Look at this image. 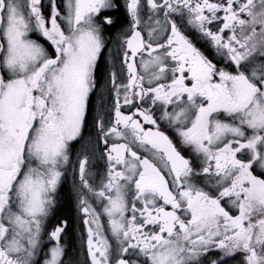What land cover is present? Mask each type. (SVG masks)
<instances>
[{
    "label": "snow or ice",
    "instance_id": "snow-or-ice-1",
    "mask_svg": "<svg viewBox=\"0 0 264 264\" xmlns=\"http://www.w3.org/2000/svg\"><path fill=\"white\" fill-rule=\"evenodd\" d=\"M0 264H264V0H0Z\"/></svg>",
    "mask_w": 264,
    "mask_h": 264
},
{
    "label": "flooded vegetation",
    "instance_id": "flooded-vegetation-1",
    "mask_svg": "<svg viewBox=\"0 0 264 264\" xmlns=\"http://www.w3.org/2000/svg\"><path fill=\"white\" fill-rule=\"evenodd\" d=\"M119 16H121L122 18V13L117 14ZM106 35H109V33H106ZM111 36L115 35V29L111 30L110 33ZM65 195H67L69 197L70 203H71V207H72V219L70 220V227L68 230V234L66 236H64L63 238V242H66L69 248V253L70 255H77L79 253V233L76 230V225L73 221V218L76 215L75 212V205H74V201L72 200L71 196H70V184L66 185L62 190H61V197L58 201L57 207L55 209L54 215L52 217H50V220L48 222V230L50 231L51 228L56 224V218H65L63 217V215H61V210L65 207ZM47 237H45V244H47Z\"/></svg>",
    "mask_w": 264,
    "mask_h": 264
},
{
    "label": "trees",
    "instance_id": "trees-1",
    "mask_svg": "<svg viewBox=\"0 0 264 264\" xmlns=\"http://www.w3.org/2000/svg\"><path fill=\"white\" fill-rule=\"evenodd\" d=\"M60 213L61 215H63V217L69 218L70 220L72 219V207L67 195H65V207L61 210Z\"/></svg>",
    "mask_w": 264,
    "mask_h": 264
}]
</instances>
